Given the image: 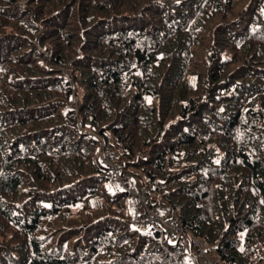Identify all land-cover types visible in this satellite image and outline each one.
Listing matches in <instances>:
<instances>
[{
  "label": "trees",
  "instance_id": "1",
  "mask_svg": "<svg viewBox=\"0 0 264 264\" xmlns=\"http://www.w3.org/2000/svg\"><path fill=\"white\" fill-rule=\"evenodd\" d=\"M105 142L218 264H260L264 0H0V264H203L133 221Z\"/></svg>",
  "mask_w": 264,
  "mask_h": 264
},
{
  "label": "built area",
  "instance_id": "2",
  "mask_svg": "<svg viewBox=\"0 0 264 264\" xmlns=\"http://www.w3.org/2000/svg\"><path fill=\"white\" fill-rule=\"evenodd\" d=\"M113 154L110 145L105 142L101 153L102 164L107 168L111 181L117 183L123 190L127 191L134 201H136V205L141 208V219L144 228L153 231L163 228L167 233L168 240L171 242L177 241L181 236L188 233L197 254L202 256L203 264H218L211 258L210 244L198 239L192 233L188 232L177 216L168 217L151 207L148 189L136 185L125 184L121 174L120 164L119 167L114 165L115 158Z\"/></svg>",
  "mask_w": 264,
  "mask_h": 264
},
{
  "label": "rangeland",
  "instance_id": "3",
  "mask_svg": "<svg viewBox=\"0 0 264 264\" xmlns=\"http://www.w3.org/2000/svg\"><path fill=\"white\" fill-rule=\"evenodd\" d=\"M111 150L113 151L114 149L111 147ZM102 153V152H101ZM114 155V154H113ZM114 158H115V163H114V165H116L117 167H119V164L117 163V160H116V156L114 155ZM124 179V182H125V184H127V185H129V183H128V179H126V178H123ZM112 186H113V183H112ZM120 188L122 189V187L120 186ZM155 198V196L154 195H151L150 196V199H154ZM129 204L130 205H132V202H133V205L131 206L132 208H133V206H135V208L137 209V208H139L137 205H136V201H134L130 196H129ZM152 202V201H151ZM154 202V201H153ZM153 204V203H152ZM92 206L93 207H100L101 206V201H100V199H93L92 200ZM152 206H154V207H156V205L155 204H153ZM134 209V208H133ZM155 210H157L156 208H154ZM158 211V210H157ZM140 216H141V212H140ZM211 258H213L217 263H218V261H217V257L215 256V253H214V251H211ZM260 261V260H259ZM260 264H264V255H263V258L261 259V261H260Z\"/></svg>",
  "mask_w": 264,
  "mask_h": 264
},
{
  "label": "crops",
  "instance_id": "4",
  "mask_svg": "<svg viewBox=\"0 0 264 264\" xmlns=\"http://www.w3.org/2000/svg\"><path fill=\"white\" fill-rule=\"evenodd\" d=\"M114 187H115V188H119L117 184H114ZM157 202H158V201H157ZM153 204L156 205V200H154ZM133 208H134V209H133V210H134L133 221H134L136 224L140 225V222H141V219H140V209H139V208L136 209L135 206H133ZM156 209H157L159 212H161V213H163V214H165V215H167V216H171V215H172V211L169 210V209H167V208H165L162 204H161V205H158V206L156 207Z\"/></svg>",
  "mask_w": 264,
  "mask_h": 264
}]
</instances>
